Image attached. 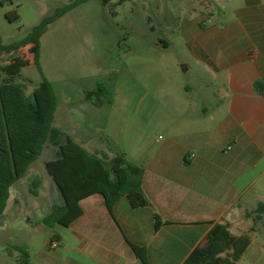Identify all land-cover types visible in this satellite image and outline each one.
<instances>
[{
  "label": "crops",
  "instance_id": "1",
  "mask_svg": "<svg viewBox=\"0 0 264 264\" xmlns=\"http://www.w3.org/2000/svg\"><path fill=\"white\" fill-rule=\"evenodd\" d=\"M207 5L202 8L207 17H199L196 8L193 17H172L190 45L191 61L184 71L192 72L174 86L175 95L166 92L160 99L171 103L173 109L164 117L175 125L164 140L156 141L153 152L135 146L129 152L111 147L109 141L75 138L90 152L121 151L141 165L148 205L132 207L122 196L111 215L102 196L92 194L80 201L82 213L72 224L47 225L43 218L62 198L45 174L26 199V241L18 245L39 264H144L129 242L146 248L148 264H181L207 243L216 222H229L235 234L253 229V214H245L264 202V94L253 85L264 84V0H208ZM69 102L57 100L52 123L57 112L58 118L72 123ZM52 150L47 160L53 158L55 146ZM13 200L19 205L17 197ZM30 212L35 220L28 217ZM155 214L163 221L157 230ZM11 219L18 224L17 216ZM42 226L59 227L50 233ZM51 238L58 240L55 247ZM38 242L41 246L32 254L30 246ZM247 255L264 264V243L256 247L250 236L238 264Z\"/></svg>",
  "mask_w": 264,
  "mask_h": 264
},
{
  "label": "rangeland",
  "instance_id": "2",
  "mask_svg": "<svg viewBox=\"0 0 264 264\" xmlns=\"http://www.w3.org/2000/svg\"><path fill=\"white\" fill-rule=\"evenodd\" d=\"M73 1L0 0V42L7 44L21 38L42 17ZM207 4L208 0H85L70 8L40 38L39 66L59 103L70 101L68 114L72 115L69 123L58 118L57 112L52 124L74 138L92 137L102 144L109 141L111 147H124L129 152H133V146L146 148L147 154L153 152L156 141L164 140L169 127L175 125L164 117L173 109L171 103L160 99L166 92L175 95L174 86L184 83L192 72L181 68L191 61L190 45L172 17H180L178 21L193 17L195 8L199 9V17H207L203 10ZM13 9L19 18L9 21L5 14ZM19 52L23 66L15 82L32 99V91L42 75L28 46ZM11 55L0 52V64L8 62ZM97 85L108 89L102 106L92 105L84 98V90ZM53 147L46 143L45 150L31 163V170L15 182V188H9L0 221V264L40 263L33 255L25 262V248L18 245L20 240L26 241L27 217L22 214L30 205L26 199L47 175L40 163L52 155ZM13 197L19 199V205ZM18 208H22L21 214H17ZM15 216L18 224L11 219ZM28 217L35 220L32 212ZM249 221L253 229L245 232L254 236V246L259 247L264 243V218ZM42 227L43 231L53 233L59 226ZM49 239L48 236L45 241ZM37 244L30 246L32 254L41 246L40 242ZM240 264L257 263L247 255Z\"/></svg>",
  "mask_w": 264,
  "mask_h": 264
},
{
  "label": "trees",
  "instance_id": "3",
  "mask_svg": "<svg viewBox=\"0 0 264 264\" xmlns=\"http://www.w3.org/2000/svg\"><path fill=\"white\" fill-rule=\"evenodd\" d=\"M83 1L75 0L59 6L42 17L21 38L7 44L0 42V52L12 54L8 62L0 64V221L9 188L23 177L46 143L55 146L56 150L53 158L45 161L44 168L55 183L62 204L52 206L43 218L45 224L69 226L82 213L80 201L92 194L102 196L111 215L114 204L122 196L127 197L132 207L148 205L142 188L144 169L141 165L126 158L121 151L113 155L90 152L70 134L52 125L57 98L39 66L40 38L52 22ZM5 16L9 21L19 18L16 9L6 12ZM25 46H28L42 75L32 91V99L25 95L21 84L15 82L23 66L19 51ZM253 85L264 94L263 83L256 81ZM107 95L105 85L84 90V98L95 106L105 104ZM251 214L253 219L259 220L264 214V202H258L255 209L245 215ZM162 223L159 215L155 214V230ZM249 243L247 232L235 234L229 222H216L208 231L207 243L196 247L181 264H238ZM129 244L141 261L148 264L146 248ZM23 254L27 262L28 253L23 250Z\"/></svg>",
  "mask_w": 264,
  "mask_h": 264
},
{
  "label": "built area",
  "instance_id": "4",
  "mask_svg": "<svg viewBox=\"0 0 264 264\" xmlns=\"http://www.w3.org/2000/svg\"><path fill=\"white\" fill-rule=\"evenodd\" d=\"M57 244H58V240H56V239H52V240L50 241V246H51V247H55Z\"/></svg>",
  "mask_w": 264,
  "mask_h": 264
},
{
  "label": "water",
  "instance_id": "5",
  "mask_svg": "<svg viewBox=\"0 0 264 264\" xmlns=\"http://www.w3.org/2000/svg\"><path fill=\"white\" fill-rule=\"evenodd\" d=\"M186 66H187L186 64H182V65H181V68H182L183 70H185V69H186Z\"/></svg>",
  "mask_w": 264,
  "mask_h": 264
}]
</instances>
